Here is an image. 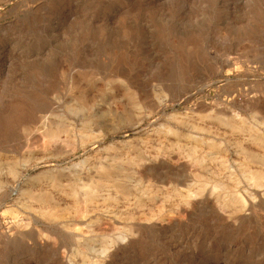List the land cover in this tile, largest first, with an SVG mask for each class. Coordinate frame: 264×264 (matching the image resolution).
<instances>
[{"label": "rangeland", "instance_id": "374dc122", "mask_svg": "<svg viewBox=\"0 0 264 264\" xmlns=\"http://www.w3.org/2000/svg\"><path fill=\"white\" fill-rule=\"evenodd\" d=\"M0 264H264V0H0Z\"/></svg>", "mask_w": 264, "mask_h": 264}, {"label": "bare ground", "instance_id": "6f19581e", "mask_svg": "<svg viewBox=\"0 0 264 264\" xmlns=\"http://www.w3.org/2000/svg\"><path fill=\"white\" fill-rule=\"evenodd\" d=\"M47 101V100H46ZM57 105H56V102H51V101H49L48 102V105H43L41 108H42V110H46V109H50V110H53L55 107H56ZM56 109V108H55ZM47 111V110H46ZM49 111V110H48Z\"/></svg>", "mask_w": 264, "mask_h": 264}]
</instances>
